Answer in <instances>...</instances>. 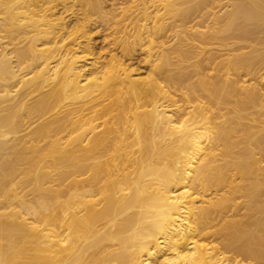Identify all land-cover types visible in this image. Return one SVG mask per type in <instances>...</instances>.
Instances as JSON below:
<instances>
[{
	"label": "bare ground",
	"instance_id": "6f19581e",
	"mask_svg": "<svg viewBox=\"0 0 264 264\" xmlns=\"http://www.w3.org/2000/svg\"><path fill=\"white\" fill-rule=\"evenodd\" d=\"M138 1L0 0V264H264V0Z\"/></svg>",
	"mask_w": 264,
	"mask_h": 264
},
{
	"label": "rangeland",
	"instance_id": "374dc122",
	"mask_svg": "<svg viewBox=\"0 0 264 264\" xmlns=\"http://www.w3.org/2000/svg\"><path fill=\"white\" fill-rule=\"evenodd\" d=\"M134 1H136V3H133ZM223 1L224 2L221 1L220 3H223V4L230 3V2H228V0L227 1L223 0ZM101 2H102L103 11H105L107 14H110L109 12L112 13V11H114L112 9H117V7H119L120 3H122V0L116 1V3H117L116 6H114L115 2L112 0H101ZM125 6H128V7L130 6L131 10L135 11L136 8H139V1L138 0H131V3L129 2ZM220 12H222V10ZM113 13H114V15H116L118 13V10L114 11ZM134 14H136V13H134ZM133 15L131 17H133ZM116 17L113 20V21H117V24H115V25L112 23L113 21L108 22L106 24L100 20L98 23H93V25L90 27V32L88 35H89L90 44L92 45V50H93L92 54H94L93 55L94 57L91 55L89 57H86V59H90L92 57L91 59L94 58V59H96V61L98 63L102 64V63H105L107 60H109V57L116 56V57H119L121 59L124 67L130 71V74H132L138 78H142V79L147 77V76H153V73H155V69H154L153 65L156 63V62L155 63L153 62L155 59V50L154 49L152 51L148 50L149 47L146 46V44H145L146 40L144 42L138 43V41H136V38L134 40L133 39L134 37H132V38H129V40L127 39L128 42L130 41L129 43H131V41H132L130 46H128L126 48V50L124 49V51H121L122 40H124V38L127 37L132 32L135 36L136 31H134V30L132 31L131 26H130V24H131L130 19L122 21L121 16L120 17L118 16L117 18ZM69 18L70 17H67V19H65V20L67 22L70 20L71 21L73 20L72 17H71V19H69ZM129 30H131V32ZM116 31H118L119 33H117ZM133 34H131V35H133ZM84 41H86V40L85 39L81 40V42H84ZM166 41H168L167 43L169 44V39H167ZM119 44H121V47ZM194 60L195 59H191L189 61H186L187 63L188 62L189 63L186 64V62H185L184 63V64H186L185 66H187V68L191 69V66L194 63L193 62ZM87 63H90V61H88ZM99 66L100 65L98 64L97 67H99ZM88 69L89 68L86 67V69H84V71L88 70ZM177 94H179V93H177ZM170 98L173 100L175 99L172 96H170ZM161 101L163 102L164 106L167 104L168 105L173 104L172 102L170 103V102L166 101V103H167L166 104V103H164L163 100H161ZM159 103H161V102H159ZM176 104H177L176 106H179L178 108L181 107L180 110L185 107V105L181 102L176 103ZM172 108L174 109L175 106ZM173 109H171V110H173ZM180 110H177L176 112L180 113ZM168 113L171 114L170 112H168ZM260 122H262V120H260ZM263 126L264 125L262 123L258 124V128L259 127L262 128ZM191 192L192 191L190 190V193ZM196 205L199 206L200 202L196 201ZM196 237L194 239H190L188 242L196 241L197 238L200 241L201 236H200V238L199 237L196 238ZM202 238L203 239H201V240H205V242L200 241L202 244L207 242L206 245L210 243L211 245H214L217 248L221 247V245H220V247H218L219 241H215L214 239L212 240V238H210L208 240L209 237H207V239H206L205 237L202 236ZM208 246L210 247V245H208ZM217 248H215L216 252H219L217 250H220L221 253L223 252V251H221V248L220 249H217ZM227 253L222 254V258L227 259L229 257L228 259H232L233 255L231 253H228V254ZM175 254H176V251H173V250L168 251V256L169 255L175 256ZM226 255H228V256H226Z\"/></svg>",
	"mask_w": 264,
	"mask_h": 264
}]
</instances>
